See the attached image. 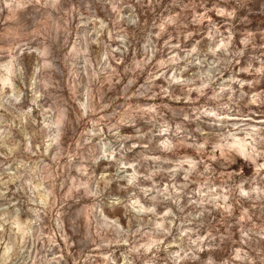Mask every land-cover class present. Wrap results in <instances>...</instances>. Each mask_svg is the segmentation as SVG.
<instances>
[{
	"label": "clouds",
	"instance_id": "obj_1",
	"mask_svg": "<svg viewBox=\"0 0 264 264\" xmlns=\"http://www.w3.org/2000/svg\"><path fill=\"white\" fill-rule=\"evenodd\" d=\"M0 264H264V0H0Z\"/></svg>",
	"mask_w": 264,
	"mask_h": 264
},
{
	"label": "rangeland",
	"instance_id": "obj_2",
	"mask_svg": "<svg viewBox=\"0 0 264 264\" xmlns=\"http://www.w3.org/2000/svg\"><path fill=\"white\" fill-rule=\"evenodd\" d=\"M255 6H258V5H255Z\"/></svg>",
	"mask_w": 264,
	"mask_h": 264
}]
</instances>
